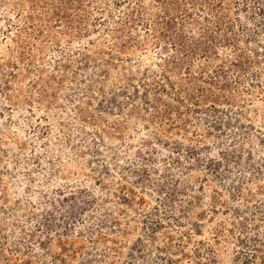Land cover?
I'll return each mask as SVG.
<instances>
[{
	"label": "rangeland",
	"instance_id": "1",
	"mask_svg": "<svg viewBox=\"0 0 264 264\" xmlns=\"http://www.w3.org/2000/svg\"><path fill=\"white\" fill-rule=\"evenodd\" d=\"M0 264H264V0H0Z\"/></svg>",
	"mask_w": 264,
	"mask_h": 264
}]
</instances>
